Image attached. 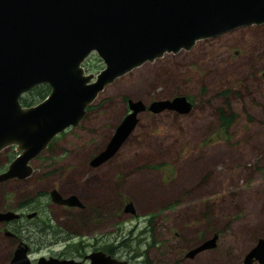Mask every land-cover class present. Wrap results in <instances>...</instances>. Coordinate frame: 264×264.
<instances>
[{
	"label": "rangeland",
	"instance_id": "374dc122",
	"mask_svg": "<svg viewBox=\"0 0 264 264\" xmlns=\"http://www.w3.org/2000/svg\"><path fill=\"white\" fill-rule=\"evenodd\" d=\"M86 59L96 69L89 73L102 69L95 54ZM179 95L191 103L189 113L139 114L116 154L87 167L127 113L125 100L147 106ZM225 107L236 117L223 134L215 112ZM53 140L31 162L29 178L0 183V207L28 198L48 203L37 194L51 187L72 190L85 206L68 211L72 242L93 249L106 242L111 257L126 264H242L256 240H264V25L143 64L108 85L78 126ZM15 155L13 147L0 152V173ZM125 202L133 214L123 213ZM212 236L213 249L184 257ZM7 244L0 239V264L12 251Z\"/></svg>",
	"mask_w": 264,
	"mask_h": 264
},
{
	"label": "water",
	"instance_id": "95a60500",
	"mask_svg": "<svg viewBox=\"0 0 264 264\" xmlns=\"http://www.w3.org/2000/svg\"><path fill=\"white\" fill-rule=\"evenodd\" d=\"M264 25V0H0V152L16 153L0 183L30 176V162L67 128L82 121L86 108L116 79L166 54L189 51L197 41L233 30ZM95 54L102 63L96 74L85 73L84 60ZM45 85L37 104L22 107L19 99ZM127 113L101 151L89 161L97 167L113 157L132 133L139 114L185 115L192 105L184 96L147 106L126 100ZM52 204L80 208L74 195L49 193ZM124 213L132 214L127 203ZM17 218L11 211L0 221ZM216 237L190 249L186 259L211 250ZM26 247L11 264H29ZM88 264H126L101 252L86 256ZM42 264H78L45 261ZM264 264V240L257 239L242 264Z\"/></svg>",
	"mask_w": 264,
	"mask_h": 264
},
{
	"label": "flooded vegetation",
	"instance_id": "af4514ba",
	"mask_svg": "<svg viewBox=\"0 0 264 264\" xmlns=\"http://www.w3.org/2000/svg\"><path fill=\"white\" fill-rule=\"evenodd\" d=\"M87 112H85V114ZM53 141L49 143L50 145L48 144V146L43 152L46 153L50 151V147L54 143ZM98 152L94 153L93 156L96 155ZM41 154H39L33 160L40 157ZM48 154L51 155L50 153ZM93 156L89 158L88 163H87V167L90 169L98 168L99 166L106 163L112 158L111 157L109 160L100 164L97 167H91L89 165V161L91 160ZM31 162H30V167H31ZM31 173H32V167H31ZM31 173H30V176H31ZM63 176H64L63 174L62 175L60 174L59 178H62ZM13 180H16V179H13ZM23 180H18V181H23ZM52 190H55L62 198H65L70 195H74L72 193V190H70L67 194H61L58 192L56 188L51 187L48 190L46 191L44 190L41 193L38 192L37 194L39 198L42 197L44 198V200L46 201L48 200V203L40 202L39 199L34 200V198L32 199L28 198L26 201H22L17 204H14L12 209L9 208V205L7 203H5V205H2L0 207V213L11 211L17 216V218L11 219L9 221H0V239L1 241H8V244L5 247L12 248V251L10 252L7 260H5V263L11 264V260H12L14 253L17 250H19L20 247L21 248L26 247L25 255L27 256L29 260V264H37V261L39 258H42L45 261H48L49 259H53L57 261L65 260V261H73L78 264H88V260L86 259V256L91 253L101 252L104 255L109 256L108 254L105 253V251H107V249L109 250L110 248L111 249H114V248L111 247L106 242L105 244H103L105 248L103 250H100L101 248L99 247L97 249H93V247H91V244H89L88 242H83V241L82 242H72V240H70L74 238L75 235L72 230L65 229L67 227L66 223L70 222V220L68 221L66 220V217L70 216L68 211L75 210V211L83 212L85 210V206L82 204V201L76 195L74 196H76L78 201L80 202L81 204L80 208L66 207V206H59V205L52 204L50 201V197H49V193ZM126 204L127 203L125 202V205ZM51 208L56 209V212H51ZM45 216H47V219H45ZM62 230L68 231L69 234L63 233ZM57 244L59 245L62 244L61 248L59 250L53 251L51 247L56 246ZM89 247L92 248L90 251L88 250ZM118 247H116V249ZM46 249H49L50 251L47 255L38 256L37 258L31 257L34 254H36V252H40ZM42 263L43 262L41 261L39 262V264H42ZM252 264H257V263L253 262Z\"/></svg>",
	"mask_w": 264,
	"mask_h": 264
},
{
	"label": "trees",
	"instance_id": "16d2710c",
	"mask_svg": "<svg viewBox=\"0 0 264 264\" xmlns=\"http://www.w3.org/2000/svg\"><path fill=\"white\" fill-rule=\"evenodd\" d=\"M82 68L87 73L96 70V69H93L91 66H89V64H87L85 62L82 64ZM47 93H48V88L45 85L37 86V87L33 88L32 90H30L27 94L23 95L19 99V103L21 104L22 107H28L31 105H35L36 103H38L42 99H44V97L47 95ZM123 100H124V98H123ZM226 105H227V103H226ZM90 107L91 106L86 108V112L89 111ZM215 116L219 122V128H220L219 131H221L223 134H225L227 132L228 127L233 124V121L236 117L235 114H233L226 107L225 108H219L218 110H216ZM104 248H102L101 250H103ZM111 251H113V250L110 248L109 250L107 249V251H105V253L108 254L109 256H112ZM143 264H146V263L144 262Z\"/></svg>",
	"mask_w": 264,
	"mask_h": 264
}]
</instances>
